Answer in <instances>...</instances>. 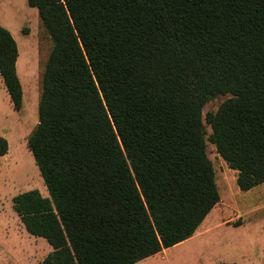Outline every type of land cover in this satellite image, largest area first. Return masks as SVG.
Instances as JSON below:
<instances>
[{
    "label": "trees",
    "instance_id": "obj_1",
    "mask_svg": "<svg viewBox=\"0 0 264 264\" xmlns=\"http://www.w3.org/2000/svg\"><path fill=\"white\" fill-rule=\"evenodd\" d=\"M27 2L53 42L27 140L49 197L13 208L52 247L42 264H138L192 238L220 202L206 125L239 189L264 183V0ZM18 57L0 27L20 112Z\"/></svg>",
    "mask_w": 264,
    "mask_h": 264
},
{
    "label": "rangeland",
    "instance_id": "obj_2",
    "mask_svg": "<svg viewBox=\"0 0 264 264\" xmlns=\"http://www.w3.org/2000/svg\"><path fill=\"white\" fill-rule=\"evenodd\" d=\"M27 1L0 0V26L9 25V32L17 42V73L23 88V108L17 112L13 109L0 76V137L5 138L9 146L8 153L0 157V264H42L52 251V247L44 239L27 233L13 208V199L25 192L36 190L43 197H49L40 170L28 150L27 140L39 122L42 78L53 42L41 25L37 9L29 7ZM226 99L220 96L205 105L204 122L206 115L216 112ZM206 129L207 155L213 163L220 193V205L216 206V212L221 213L224 220L239 215L233 221L235 225L242 219L255 218L256 214L264 218V187L242 192L236 182V172L218 154L216 146L209 139L211 129L207 125ZM236 202L241 204L237 210L231 207ZM227 206H230V213L226 210ZM257 207L263 209L256 211ZM250 211L252 212L249 213ZM207 229L208 224L200 228L199 235L197 234L199 237L196 245L207 247L199 264H219L216 257L222 251V254L232 256V260L227 259L228 261L221 263L233 261L238 264H264V233H261L264 227L248 228L246 231L237 227L232 233L222 237L219 233L216 235L221 245L219 250L209 249L211 240L208 233H205ZM197 247H175L168 256H164V261L160 256L156 260L138 264H196ZM210 250L214 254L213 259ZM242 255L246 257L242 258Z\"/></svg>",
    "mask_w": 264,
    "mask_h": 264
},
{
    "label": "crops",
    "instance_id": "obj_3",
    "mask_svg": "<svg viewBox=\"0 0 264 264\" xmlns=\"http://www.w3.org/2000/svg\"><path fill=\"white\" fill-rule=\"evenodd\" d=\"M0 27H3V26H0ZM3 28H5L6 30H10V27L9 25H5ZM236 175H237V172H236ZM258 187H264V183L259 185ZM256 187V188H258ZM254 188V189H256ZM253 190V189H252ZM250 190V191H252ZM248 191V192H250ZM264 191V190H263ZM240 204V203H239ZM239 204L236 202L234 205H232L231 207L234 208V209H238L239 208ZM220 205V202L216 205V206H219ZM241 205V204H240ZM215 206V208H216ZM215 208L211 211V213L207 216V218L204 220V222L202 223V225L198 228V230L196 231V233L194 234V236L192 238H190L189 240L175 246L176 248L178 247H182V246H194V248L196 246H198L197 248L198 251H196V254L197 255V259L198 260L196 262V264H199L200 262V258L203 257V253L205 252V250L207 249V247L204 245V246H201V245H196L197 244V239L199 236H197V234L199 233L198 231L200 230V228H202L204 225L208 224V229L206 230L205 233H208V235L210 236V240H211V243L209 244V249H215V250H219V247L221 246L220 243L217 241L219 238H217L218 236L216 235H219V233H221L222 235L220 237H222L223 235H228L230 233H232L237 227L238 228H241V229H244L245 231L248 229V228H254V227H264V218H261L260 214H256V217H249V218H246V219H242L241 222L238 224V225H235L233 221H235L239 215L236 217V218H229L227 220H224L223 217H222V214L221 213H218L216 212ZM229 208L230 206H227L226 210L228 213L229 212ZM261 207H257L256 208V211H260ZM254 211V210H252ZM252 211H250L249 213H251ZM244 215V214H243ZM242 215V216H243ZM258 215V216H257ZM249 216V214H248ZM233 222V223H232ZM259 233V232H258ZM262 234L264 233V231L261 232ZM199 235V234H198ZM207 235V234H206ZM215 235V238L213 237ZM173 247V248H175ZM173 248H170V249H165L163 251H161L160 253L156 254L155 256H152L144 261H149V260H156L158 259L160 256L163 257L162 261H164V256H168L169 255V252L170 250H172ZM211 252V250L209 251ZM224 252V251H222ZM222 252L220 254H218V257L217 260H219V264H221V262H226L228 260H232V256H230L229 254L225 253L222 254ZM212 253V252H211ZM242 254V253H241ZM240 254V255H241ZM212 256V259L215 258L214 257V254L212 253L211 254ZM246 256L245 255H242V258H245ZM211 258V257H210ZM228 259V260H227ZM143 262V261H142ZM215 262V261H214ZM218 264V263H217ZM226 264H238L236 262H233V261H230L229 263H226Z\"/></svg>",
    "mask_w": 264,
    "mask_h": 264
}]
</instances>
